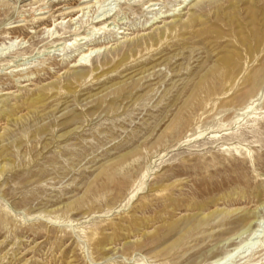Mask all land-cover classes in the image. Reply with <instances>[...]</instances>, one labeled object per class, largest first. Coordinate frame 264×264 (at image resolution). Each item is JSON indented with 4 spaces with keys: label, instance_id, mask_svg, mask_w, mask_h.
<instances>
[{
    "label": "rangeland",
    "instance_id": "374dc122",
    "mask_svg": "<svg viewBox=\"0 0 264 264\" xmlns=\"http://www.w3.org/2000/svg\"><path fill=\"white\" fill-rule=\"evenodd\" d=\"M263 204L264 0H0V264H264Z\"/></svg>",
    "mask_w": 264,
    "mask_h": 264
},
{
    "label": "bare ground",
    "instance_id": "6f19581e",
    "mask_svg": "<svg viewBox=\"0 0 264 264\" xmlns=\"http://www.w3.org/2000/svg\"><path fill=\"white\" fill-rule=\"evenodd\" d=\"M51 30V29H50ZM163 37H164V33L163 32H159V38L160 39H163ZM155 42H157V39L155 40ZM91 52V51H90ZM90 52H88V54H85V58L83 59H81L80 61H79V63H78V65L80 66V67H85L86 68V66H87V64H86V59L87 58H89L90 57ZM83 76L81 75V76H79V78H82ZM141 188L142 187H139L137 190H135V192L131 195L132 197H131V199H133L138 193H140V191H141ZM130 199V200H131ZM130 200H129V202H130ZM263 206H264V204H263ZM256 218V217H255ZM259 218V217H258ZM257 221V220H256ZM263 221V220H262ZM263 223V222H262ZM251 224H252V222H251ZM261 224V223H260ZM253 226V225H252ZM249 228V227H248ZM247 228V229H248ZM258 232V231H257ZM247 241V240H246ZM247 243V242H246ZM256 245V244H255ZM253 246V245H252ZM240 248V247H239ZM229 254V253H228ZM232 257V256H231ZM227 259V258H226ZM221 260V259H220ZM222 261V260H221ZM216 262V261H215ZM225 262V261H224ZM223 263V262H222Z\"/></svg>",
    "mask_w": 264,
    "mask_h": 264
}]
</instances>
